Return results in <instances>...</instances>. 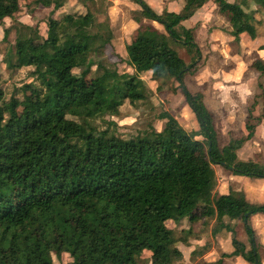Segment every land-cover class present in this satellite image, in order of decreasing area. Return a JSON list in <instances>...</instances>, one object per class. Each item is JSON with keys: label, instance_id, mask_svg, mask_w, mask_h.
<instances>
[{"label": "trees", "instance_id": "16d2710c", "mask_svg": "<svg viewBox=\"0 0 264 264\" xmlns=\"http://www.w3.org/2000/svg\"><path fill=\"white\" fill-rule=\"evenodd\" d=\"M24 1L26 7L55 12L66 0H0V24L6 18L17 21L15 44L23 48L8 59V67L34 68L32 94L22 88L20 97L5 101L0 89V264H56L53 255L63 253L72 257L70 264H138L146 251L151 264H173L183 258L178 243H187L193 224L206 218H215L213 232L227 230L233 245L208 264L233 256L262 264L252 217L264 213V202H252L243 189L231 186L220 193L214 167L264 179V162L238 153L257 124L249 122L247 135L221 146L203 93L189 90L184 81L202 51L195 27L183 22L208 0H183L179 11L162 12L146 0H133L140 6V16H134L139 26L125 60L133 72H121L103 57L114 32L100 21L98 0H78L83 12L50 14L46 34L39 24L18 21ZM215 2L236 39L242 32L256 34L245 0ZM143 19L163 30L148 34ZM10 30L5 28L4 38ZM252 67L264 77V58ZM147 71L162 83L177 82L174 92L191 107L198 130L188 132L169 111L158 114L166 120L162 130L151 126L127 138L97 126L98 118L118 116L126 101L147 102L141 75ZM258 119L264 120V104ZM202 207L204 213L198 211ZM170 221L190 223L184 237L176 236Z\"/></svg>", "mask_w": 264, "mask_h": 264}, {"label": "rangeland", "instance_id": "374dc122", "mask_svg": "<svg viewBox=\"0 0 264 264\" xmlns=\"http://www.w3.org/2000/svg\"><path fill=\"white\" fill-rule=\"evenodd\" d=\"M146 1L157 12H162L163 9L177 11L183 4V0H179V3L177 0ZM25 4L24 1L17 17L18 21L27 25L39 24L42 34H46L45 22L50 14L61 17L64 13L85 11V7L78 0H66L63 7L55 12L52 7L33 8L26 7ZM98 6L101 9L98 13L100 21L109 24L114 32L112 46L106 49L103 57L109 63H117L121 72H133L132 67L125 61L127 58L126 45L139 25L134 16H140V6L133 0H98ZM245 10L250 13V20L256 27L255 35L242 32L236 39L231 33L232 26L227 16L222 13L215 15V19L209 25L203 26L199 22L196 23L198 25L195 27V39L201 48L202 58L196 70L186 75L184 81L189 90L203 93L205 103L214 115L221 146L227 144L231 138L247 135L249 122L257 124L254 136L245 141L238 153L244 159L264 162V120L258 119L264 104V91L260 88L261 84L264 85V77L252 67V62L256 58L261 57V54L264 56V5L257 4L255 0H245ZM15 24L17 21L11 18H6L0 24V89L5 101H9L12 96L20 97L22 88L32 94L29 84L34 80L31 73L34 69L32 66H22L16 69L8 67L9 58L15 59L18 53H23V48L15 44ZM184 24L188 26L189 22L185 21ZM142 25L150 35L155 34L158 28L152 21H146V19H143ZM6 27H10L11 30L7 38H4ZM178 50L180 55L189 62L190 56L186 49L180 47ZM93 58L97 60L99 56ZM141 75L147 87V102H141L135 106L126 101L121 106L118 116H106L96 120L100 129L110 126L125 138L140 134L151 126L160 131L166 120L158 114L163 111H169L176 116L188 132L199 129L197 118L182 93L174 92V86L177 85L175 80L170 79L162 83L161 80H154L150 73L143 72ZM250 111L253 118L249 116ZM214 167L218 179V191L228 190L225 185L224 172L226 175L243 176L230 179L229 188L231 186L244 190L246 187H252L253 183L259 179L234 174L221 165H214ZM198 211L204 213L205 208H199ZM262 222V226L258 225L256 232L259 233L257 240L260 246L261 263L264 264V244L261 243V237H264V221ZM168 225L177 237L182 238L190 223L184 221L175 224L170 221ZM215 225V218H206L194 223L193 233L188 236V242L178 243V247L183 252V258L173 264H208L219 259L222 253H229L233 248L231 234L225 229L214 233ZM240 228L241 222L238 230ZM193 251L195 253H192ZM150 254L149 251L144 252L138 264H151ZM53 257L56 264L72 262L69 253H63L59 257L54 254ZM222 264L252 263L240 256H233L225 257Z\"/></svg>", "mask_w": 264, "mask_h": 264}, {"label": "crops", "instance_id": "0c3cea01", "mask_svg": "<svg viewBox=\"0 0 264 264\" xmlns=\"http://www.w3.org/2000/svg\"><path fill=\"white\" fill-rule=\"evenodd\" d=\"M177 1L179 3V0H177ZM209 1L210 0L207 1L208 3L206 2L202 7H200L191 18L185 20V21L189 22V24H188L187 27H196V25H198L196 23H198V22H199V24H201L203 26L209 25L210 22L211 23L213 22V20L215 19V15L219 14L220 12H219V8L216 6L217 4L216 3L213 4V2H212V1H215V0H211L210 2ZM229 1L232 2V1H235V0H229ZM179 10L180 9H178L177 11H179ZM171 11H175V10H171ZM148 20L149 21H152V23H154V25H157L158 28L156 29V31H162L163 30V29L161 30V27L162 26L158 22L153 21V20H150V19H146V21H148ZM184 22H183V24H184ZM137 27H136V29H137ZM129 42H130V40L127 41V43H129ZM260 56L262 58H264V56L262 54ZM146 73H150L151 76H152V71H147ZM224 175L226 177V182H225L226 184L225 185L227 186V189L228 190H222L221 189V190H219L220 193H228L229 192V184L228 183H229V180L230 179H237L238 177H243V176H236V175L234 176L232 174L226 175L225 172H224ZM256 181L257 182L253 183V186L252 187L251 186L250 187H246L244 189V191L246 193L247 198L250 201H252V202H264V179L263 178H259ZM219 188H220V186H219ZM260 220H261V222L259 223ZM262 221H264V214H259L258 213V214H255L252 217V224H253V227H254L255 230L257 229L258 225H259V227L262 226V223H263ZM239 232H240V235L239 236L243 238L244 237V233H243V231H242L241 228L239 229ZM256 234H257V237H258L259 236V233L256 232ZM261 243L264 244V237H261ZM231 251H233V248L230 249V252ZM236 257H238V256H236Z\"/></svg>", "mask_w": 264, "mask_h": 264}]
</instances>
